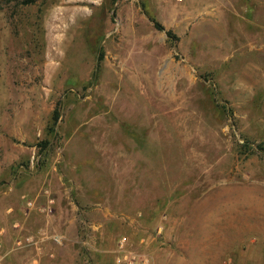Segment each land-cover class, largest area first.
<instances>
[{
    "label": "rangeland",
    "instance_id": "obj_1",
    "mask_svg": "<svg viewBox=\"0 0 264 264\" xmlns=\"http://www.w3.org/2000/svg\"><path fill=\"white\" fill-rule=\"evenodd\" d=\"M255 24L264 0H0V264H264L231 190L264 182Z\"/></svg>",
    "mask_w": 264,
    "mask_h": 264
},
{
    "label": "crops",
    "instance_id": "obj_2",
    "mask_svg": "<svg viewBox=\"0 0 264 264\" xmlns=\"http://www.w3.org/2000/svg\"><path fill=\"white\" fill-rule=\"evenodd\" d=\"M255 25L259 26V27H264V26L259 25V24H255ZM257 39H258V41H257ZM255 40H256L255 42L251 43V49H253V50L255 49V53H253V54H255V56H253L251 58V61L249 62V64H252V63L257 64V62H254V59L258 60V55L261 58V60H263V62H264V39L255 38ZM254 45L256 47H254ZM252 66L253 65L248 66V70L250 72V75H254V74L257 75V70L255 68L256 65L253 67ZM258 66H261V65H258ZM254 68H255V70L253 71ZM239 83H240V85H242L241 80L239 81ZM242 189H245V190L243 191ZM231 190L237 194L235 197L236 203L246 206V208L249 209L248 211L251 214H255L258 217H260L263 214L262 216L264 217V182H253V183L247 184V185H235V187ZM239 190H241L240 193L238 192ZM228 191H230V190H228ZM225 217L226 218L224 220L228 221L227 217H229V215L225 214ZM216 218H217V216H215V218H211V219H213L215 221ZM213 220H211V221H213ZM218 220L223 222V218H221L220 216H218ZM246 222L247 223L244 224L245 228H242V229H245L246 231L253 230L252 228H254L253 226L255 223H253V221L251 222V217H249ZM261 229L263 230V233H264V221L261 224ZM237 234H239V236H241V230L240 229H237Z\"/></svg>",
    "mask_w": 264,
    "mask_h": 264
},
{
    "label": "trees",
    "instance_id": "obj_3",
    "mask_svg": "<svg viewBox=\"0 0 264 264\" xmlns=\"http://www.w3.org/2000/svg\"><path fill=\"white\" fill-rule=\"evenodd\" d=\"M154 25H155V27L158 28V29H163V26H162L161 24L157 23V22H156ZM167 33L170 34L171 32H170V31H167ZM55 114H56V115H55L54 117H55V119H56V118H57V112H56V110H55Z\"/></svg>",
    "mask_w": 264,
    "mask_h": 264
},
{
    "label": "built area",
    "instance_id": "obj_4",
    "mask_svg": "<svg viewBox=\"0 0 264 264\" xmlns=\"http://www.w3.org/2000/svg\"><path fill=\"white\" fill-rule=\"evenodd\" d=\"M27 204H28V205H30V204H31V202L29 201V202H27Z\"/></svg>",
    "mask_w": 264,
    "mask_h": 264
}]
</instances>
